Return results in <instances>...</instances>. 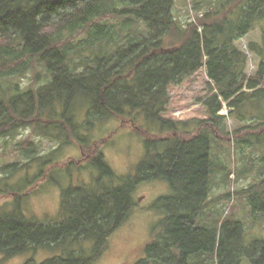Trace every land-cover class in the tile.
<instances>
[{
	"label": "trees",
	"instance_id": "obj_1",
	"mask_svg": "<svg viewBox=\"0 0 264 264\" xmlns=\"http://www.w3.org/2000/svg\"><path fill=\"white\" fill-rule=\"evenodd\" d=\"M174 6L175 0H0V139L32 127L38 136L60 143V149L74 143L88 149L87 134L96 124L128 118L134 123L136 114L160 129L146 139V155L135 176L118 177L101 152L92 155L98 179L64 189L57 221L43 224L21 208L0 212L3 260L43 249L60 254L41 264H95L134 209L136 188L163 180L172 194L157 202L163 218L136 264H190L192 257L209 264L215 255L217 264H241L244 257L264 264V241L241 246L242 222L208 215L213 134L199 130L188 137L193 133L189 123L163 118L170 86L206 68L211 97L205 106L212 123L225 118L219 113L228 103L240 119L249 115L253 124L260 121L250 135L262 142L264 40L261 47L251 45V52L262 58L254 76L248 75L249 57L237 43L264 19V0H220L204 15L201 30L179 23ZM111 16L127 18L123 31L143 23L148 33L121 36L105 21ZM66 32L70 38L64 40ZM78 32L88 38L75 45ZM109 45L117 47L112 55ZM37 65L48 75L43 87L26 92L19 84L4 88V79ZM80 104L89 107L84 123L75 113ZM246 137L243 143L251 145ZM262 175L260 183L239 194L254 214L264 216V168Z\"/></svg>",
	"mask_w": 264,
	"mask_h": 264
},
{
	"label": "rangeland",
	"instance_id": "obj_2",
	"mask_svg": "<svg viewBox=\"0 0 264 264\" xmlns=\"http://www.w3.org/2000/svg\"><path fill=\"white\" fill-rule=\"evenodd\" d=\"M219 1L175 0L173 15L184 27L188 28L190 23L199 27L204 15ZM116 5L119 8L123 7L119 2H116ZM126 19L111 16L105 21L116 26V33H120L121 36L130 32L133 35L148 33L143 23H136L132 27L133 31H130L131 28L129 30L125 28L123 31ZM199 28L201 30V27ZM63 38L64 40L70 38L69 33H64ZM87 38L88 35L85 33H76L75 45ZM263 40L264 19L259 20L255 29L237 43L239 49L249 57L247 68L249 76L257 73L262 61L256 53L251 52V45L261 47ZM122 45L124 44L120 46ZM116 48L109 45L108 52L112 55ZM87 52L85 56L91 51ZM47 77L45 67L37 65L23 75L4 79L2 84L4 88H14L19 84L22 92H26L43 87ZM259 89L264 91V82ZM245 92L250 93L247 89ZM169 94L171 102L163 118L189 123V130H193V133L187 134L188 137H192L199 130H208L213 134L211 160L214 173L210 179L208 215L212 217L220 213L216 220L224 221L228 217L242 222L243 239H238L242 243L241 246L263 242L264 216L254 214L244 196L239 194L263 180L264 134L259 137L261 143H256L253 135H250L260 121L257 120L253 124L254 120L249 115L240 119L238 114L229 108L228 103H224V108L219 114L225 118L217 124L212 123L213 120L205 106V101L211 97L206 68L187 78L183 84L170 86ZM75 113L77 121L84 123L89 113L88 105L80 104L76 107ZM135 118L134 123L128 118L123 122L112 119L96 124L87 134L88 149H82L77 143L60 149V143L38 136L32 127L22 129L13 137L1 138L0 212L21 208L28 218L36 219L43 224L57 221L64 189L71 184L91 185L98 179L99 171L90 164L92 155L98 152L104 155L106 162L118 177L135 176L146 155V139L152 138L150 134L160 132L159 126L149 123L144 116L136 114ZM199 122L204 124L199 127ZM170 134L172 133H163L164 136ZM243 137L250 139L252 144H244ZM56 150L57 152H54ZM42 158L45 159L43 162ZM48 161L53 163L46 164ZM71 162L74 166H69ZM12 165H18L20 170L13 172ZM43 172H46V176L42 177ZM171 194L170 185L163 180L139 185L133 194L134 209L109 239L107 251L95 264H136L141 260L145 255L146 244L163 218L156 210L157 202ZM87 249L90 253L92 247L88 244ZM59 254L58 251L39 249L10 260H3L0 256V264H26L31 260L41 264ZM208 263L217 264V256L209 257ZM190 264H199V259L192 257ZM241 264L252 262L249 257H244Z\"/></svg>",
	"mask_w": 264,
	"mask_h": 264
}]
</instances>
